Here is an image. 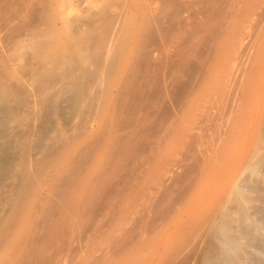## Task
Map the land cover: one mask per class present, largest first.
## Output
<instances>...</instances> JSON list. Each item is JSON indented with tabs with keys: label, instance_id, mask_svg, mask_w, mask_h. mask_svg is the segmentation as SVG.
Returning a JSON list of instances; mask_svg holds the SVG:
<instances>
[{
	"label": "bare ground",
	"instance_id": "1",
	"mask_svg": "<svg viewBox=\"0 0 264 264\" xmlns=\"http://www.w3.org/2000/svg\"><path fill=\"white\" fill-rule=\"evenodd\" d=\"M262 151L264 0H0V264L233 262Z\"/></svg>",
	"mask_w": 264,
	"mask_h": 264
},
{
	"label": "rangeland",
	"instance_id": "2",
	"mask_svg": "<svg viewBox=\"0 0 264 264\" xmlns=\"http://www.w3.org/2000/svg\"><path fill=\"white\" fill-rule=\"evenodd\" d=\"M262 152L264 153V151H262ZM256 158H258V157H256ZM256 158L253 159L252 167L250 169H248L249 171L245 170L244 174L242 173L243 177L240 178L241 180L244 177H246V179H247V180L246 179L242 180L243 183H244V181L246 182L245 187H244L245 189L243 188V196L244 197L246 195H247V197L250 196V197H252L251 199H253V200L250 199V201H248V203L245 207L244 211H245L246 215L241 210H237V211L241 212L242 216L239 213H237V215H235L236 213H234V220L235 221L233 220V223H234L233 226L234 227L232 226L233 229H232V233H231L232 239H234L231 241L234 245H232L231 249L233 250L235 248L234 251L237 250L236 254L238 253L240 258H238L236 254H234L235 252H231V253H233L232 254L233 257H234V255H236L234 257L235 262L234 261L228 262L226 264H244L245 261H246V264H252V263L253 264H264V237H263L264 236V155L263 156L261 155V158H263L262 160L260 157H259L260 159L259 158L256 159ZM253 164H254V166H253ZM256 164H258L259 166ZM255 166H256V168H255ZM245 173H247V174H245ZM239 182H241V181H239ZM246 186L249 187L251 190L249 188H247ZM246 188L248 191H246ZM240 198H241V196H240ZM256 198H258V199H256ZM231 206H233V205H231ZM247 206L248 207L250 206L249 209L247 208ZM235 212H236V210H235ZM235 218H238V219H235ZM246 222H247V224H246ZM252 226L256 227V229L253 228ZM248 230H249V232H248ZM262 231H263V234H262ZM236 234H237V236H236ZM235 239H238V240H235ZM241 248L244 249V251ZM260 251H262L263 253L260 254ZM244 253H245V255H244ZM241 255L243 258H241ZM246 258H248V259H246ZM238 259H240V261ZM241 259H242V261H241ZM243 259H244V261H243ZM256 260H257V262H256Z\"/></svg>",
	"mask_w": 264,
	"mask_h": 264
}]
</instances>
